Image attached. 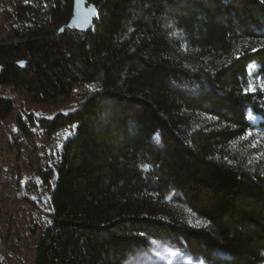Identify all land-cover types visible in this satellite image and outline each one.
I'll use <instances>...</instances> for the list:
<instances>
[{"label":"trees","instance_id":"trees-1","mask_svg":"<svg viewBox=\"0 0 264 264\" xmlns=\"http://www.w3.org/2000/svg\"><path fill=\"white\" fill-rule=\"evenodd\" d=\"M87 3L99 12L88 33H59L73 0H52L0 45V87L31 107L90 88L71 111L28 114L47 136L74 127L48 174L34 264H125L154 241L203 264H264V144L247 137L264 134V89L247 91L264 80V0ZM13 111L0 95V121ZM171 192L200 225L143 211Z\"/></svg>","mask_w":264,"mask_h":264},{"label":"rangeland","instance_id":"rangeland-1","mask_svg":"<svg viewBox=\"0 0 264 264\" xmlns=\"http://www.w3.org/2000/svg\"><path fill=\"white\" fill-rule=\"evenodd\" d=\"M52 0H0V45L21 41L27 21L42 19L45 8ZM31 6V15L20 18L18 6ZM24 18V19H22ZM25 19L27 21H25ZM257 68L249 66L253 76ZM87 85L77 86L67 100L56 105L31 107L23 92L0 87V95L12 100L14 111L8 119L0 121V264H34L35 246L45 227L46 214L50 213L52 185L49 172L60 158L65 141L74 133L68 127L47 136L37 125L30 122L28 114L53 117L77 107ZM264 89V80L252 78L247 87L249 93ZM247 120L258 126L260 119L247 111ZM203 125L210 119L201 118ZM252 142L264 144V134L257 130L247 136ZM158 137H155L157 140ZM143 211L157 217L176 216L193 225L202 222L181 201L177 192L167 194L162 202H152ZM178 255L173 256L170 253ZM125 264H203L185 251L165 243L154 241L146 251L136 252Z\"/></svg>","mask_w":264,"mask_h":264},{"label":"water","instance_id":"water-1","mask_svg":"<svg viewBox=\"0 0 264 264\" xmlns=\"http://www.w3.org/2000/svg\"><path fill=\"white\" fill-rule=\"evenodd\" d=\"M98 14L97 8L93 4H88L87 0H73L71 18L65 26L59 29V33H62L64 28L88 33L93 30ZM17 66L24 68L25 62H17ZM1 69L2 67L0 66V71Z\"/></svg>","mask_w":264,"mask_h":264},{"label":"snow or ice","instance_id":"snow-or-ice-1","mask_svg":"<svg viewBox=\"0 0 264 264\" xmlns=\"http://www.w3.org/2000/svg\"><path fill=\"white\" fill-rule=\"evenodd\" d=\"M170 254L173 255V256L178 255V253H175V252H172V253H170Z\"/></svg>","mask_w":264,"mask_h":264}]
</instances>
